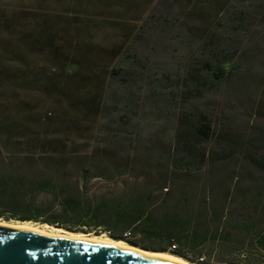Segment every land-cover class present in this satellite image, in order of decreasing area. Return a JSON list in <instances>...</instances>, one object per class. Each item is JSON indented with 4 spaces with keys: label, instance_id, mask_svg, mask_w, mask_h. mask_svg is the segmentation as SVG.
Instances as JSON below:
<instances>
[{
    "label": "rangeland",
    "instance_id": "374dc122",
    "mask_svg": "<svg viewBox=\"0 0 264 264\" xmlns=\"http://www.w3.org/2000/svg\"><path fill=\"white\" fill-rule=\"evenodd\" d=\"M189 1L0 0V115L30 122L38 142H60L66 150L79 152L74 156L86 167L95 158L107 172L122 165L130 169L110 182L90 177L88 197H127L132 191L149 190L151 207L158 209L166 192L159 185L169 180V211L175 209L176 193L187 194L196 207L211 182L217 187L232 174L233 182L241 179L258 191L264 176L244 170L239 153L223 164L207 162L190 173L176 172L167 158L175 147L180 117L195 122L197 113L205 111L215 127L228 122L237 136L264 123V96L256 87L264 76V23L250 31L230 32L222 14L213 9V0L202 6ZM222 1L232 6L241 0ZM221 51L235 60L245 53L254 64H248L252 68L232 89L202 90L188 72L201 68L205 60L217 63ZM203 145L210 148L212 142ZM248 211L255 215L253 208ZM218 224L207 221L201 229L212 234ZM219 225L238 245L236 252L223 250L221 235L216 241L209 236L200 253L187 251V259L199 264L202 257L204 264L246 263L241 257L255 242L251 234ZM74 226L84 232L89 228L83 221ZM89 230L108 234L102 227ZM131 240L165 252L171 245L168 237H149L141 230ZM232 257L238 259L231 262Z\"/></svg>",
    "mask_w": 264,
    "mask_h": 264
},
{
    "label": "trees",
    "instance_id": "16d2710c",
    "mask_svg": "<svg viewBox=\"0 0 264 264\" xmlns=\"http://www.w3.org/2000/svg\"><path fill=\"white\" fill-rule=\"evenodd\" d=\"M189 2L202 6L211 1ZM211 5L222 14L230 32L250 31L258 22L264 23V0H241L232 6L222 0H213ZM251 60L252 57L245 53L235 60L229 53L221 51L217 63L205 60L201 68H193L188 74L197 86H202V90L218 86L232 89L235 82L252 68L248 66ZM256 87L258 94L264 96V76L257 80ZM196 116L195 122L180 117L175 147L167 156L176 172L181 169L187 173L202 170L207 162L208 166L223 164L239 153L246 164L244 170L250 172L248 169L251 168L264 176V123L253 124L249 133L237 136L228 122L215 127L209 113L199 111ZM35 130L36 127L28 121L0 115V217L86 231L74 226V222L83 221L89 228L102 227L110 236L131 243H134L131 235L141 230L149 237H168L169 245L176 241L178 249L172 250L168 246L167 250L184 257H187L188 250L200 253V246L208 241L209 236L216 241L217 235H221L219 241L226 244L225 247L222 245L223 250L236 252L233 248L238 245L230 233L220 228L219 224L224 223L246 231L255 241L242 253L241 258L246 261L243 264H264V182L257 185L259 189L254 192V186L243 184L241 179L233 182L232 174L227 183L217 187L211 182L208 185L210 190L198 199L196 207L187 194L176 193L175 209L170 211L165 205L172 188L169 180L159 185L166 192L158 209L151 207L152 192L149 190L132 191L127 197L109 196L107 193L88 197L90 177H101L110 182L130 169L122 165L107 172L94 163L97 161L95 158L86 167L79 162L78 156H74L79 152L66 150L60 142H38ZM206 142H212L210 148L203 145ZM71 160L77 163L72 165ZM188 206L192 211H184ZM252 208L255 215L248 213ZM237 209L241 211L236 212ZM207 221L219 223L212 234L201 229ZM89 228L87 232L91 231ZM219 230L223 231L222 234H218ZM232 258L231 262L238 259ZM201 263H205L204 259Z\"/></svg>",
    "mask_w": 264,
    "mask_h": 264
},
{
    "label": "water",
    "instance_id": "95a60500",
    "mask_svg": "<svg viewBox=\"0 0 264 264\" xmlns=\"http://www.w3.org/2000/svg\"><path fill=\"white\" fill-rule=\"evenodd\" d=\"M0 264L183 263L164 256H148L114 244L51 236L26 227H13L0 223Z\"/></svg>",
    "mask_w": 264,
    "mask_h": 264
},
{
    "label": "bare ground",
    "instance_id": "6f19581e",
    "mask_svg": "<svg viewBox=\"0 0 264 264\" xmlns=\"http://www.w3.org/2000/svg\"><path fill=\"white\" fill-rule=\"evenodd\" d=\"M0 223L13 226V227H26L29 229L39 231L41 233L51 235V236L73 238V239L94 240V241L114 244L116 246L123 247L126 249H131V250L146 254L148 256L157 255V256L168 257V258H171L183 264H199V263H196V262H193L187 259L184 256L177 255L172 252H165V251H160V250H147L144 247L133 245L132 243L124 239L113 238L106 233L91 234V233H87L84 231L70 230V229L56 227V226L49 225V224H46L45 226H41L32 221H10V220L0 219Z\"/></svg>",
    "mask_w": 264,
    "mask_h": 264
},
{
    "label": "built area",
    "instance_id": "2783aa9c",
    "mask_svg": "<svg viewBox=\"0 0 264 264\" xmlns=\"http://www.w3.org/2000/svg\"><path fill=\"white\" fill-rule=\"evenodd\" d=\"M178 247H179V245H178V243H176V242H173V243H171V245H170V249H172V250L178 249ZM203 259H204L203 257L200 258L201 261H202Z\"/></svg>",
    "mask_w": 264,
    "mask_h": 264
}]
</instances>
